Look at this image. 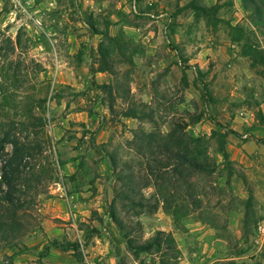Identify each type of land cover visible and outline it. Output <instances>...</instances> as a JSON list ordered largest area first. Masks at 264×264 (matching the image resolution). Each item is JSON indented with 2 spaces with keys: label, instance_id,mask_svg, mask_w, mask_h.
I'll use <instances>...</instances> for the list:
<instances>
[{
  "label": "rangeland",
  "instance_id": "rangeland-1",
  "mask_svg": "<svg viewBox=\"0 0 264 264\" xmlns=\"http://www.w3.org/2000/svg\"><path fill=\"white\" fill-rule=\"evenodd\" d=\"M252 17L240 0H0L9 59H23L8 40L22 28L28 56L43 66L33 76L37 99L27 104L26 89L9 81L13 95L3 104L10 110H0L4 120L41 119L18 125L31 149L20 168L16 218L26 232L17 247L35 250L47 240L26 264H264V151L253 150L262 137L241 147L244 134L257 133L264 100V25ZM108 36L126 44L132 60L117 55L111 73L93 74L110 93L91 84L90 72ZM177 124L204 136L212 165L191 176V188L175 181L159 190L149 157L132 141ZM223 138L230 163L219 151ZM80 189L78 199H66ZM111 205L121 227L105 214ZM45 219L53 227L45 229ZM158 231L159 249L137 252L127 242ZM6 245L0 242V264H14L7 253L22 251Z\"/></svg>",
  "mask_w": 264,
  "mask_h": 264
},
{
  "label": "trees",
  "instance_id": "trees-1",
  "mask_svg": "<svg viewBox=\"0 0 264 264\" xmlns=\"http://www.w3.org/2000/svg\"><path fill=\"white\" fill-rule=\"evenodd\" d=\"M240 1L246 10H250L258 17H252L253 24L264 25V0ZM8 40L11 52L13 53L17 49L23 54V59L20 60V62L14 63L12 59H9L8 50L5 45H3L4 42L0 44V104L2 105L0 110L2 113H8L10 110V108H7L8 106L6 109L4 107L6 104L3 103H8V99H11L13 95L7 88V83L10 81L12 84L13 81L14 84H21V87L26 89L24 90L22 98L25 99L27 104H31L37 99L35 93L36 85L33 82V76L43 70V66L40 62L28 56L27 50L30 46V40L22 28L18 29L14 41L11 39ZM107 41L108 42L100 46L98 50V67L95 68L91 65L90 72L92 75L91 84L102 91H108L110 93L113 88L110 83H96L93 74L96 72L111 73L112 62H114V57L117 55L122 58V61L132 62V60L124 51L127 49L126 44H117L116 40L109 36L107 37ZM25 60L29 62H26V64ZM22 66H24V70ZM29 88L31 91L28 90ZM17 89L18 88H16V90ZM120 96L122 97V95ZM4 109H6V111ZM125 115L130 116V113H125ZM35 121L40 122L41 119L35 117L33 121H17L12 118L4 120L0 117V242L6 241L8 244L6 246L9 248L17 247L20 238L26 232L25 225L16 218L17 210L21 206L17 193L20 191L21 186L19 181L21 176L20 168L25 156L30 155L31 148L25 138L18 136L20 134L18 125L21 124L27 129L28 127L36 126L37 122ZM213 123L219 126V128L222 127L218 121H213ZM215 131L216 129H214L212 133ZM229 131L233 134H237V132L232 129H229ZM139 140L141 144L136 140L132 142L137 146L141 154H145L149 157L150 175H153L155 179H157V181L154 182V186L159 190L169 188L170 185L175 184V181H180L186 184L188 188H191V184L189 183L191 176L195 175L197 172L210 170L212 165L211 157L204 145V136H192L179 124L175 125L166 134L155 132L143 133ZM92 143L96 146L94 141H92ZM220 143L221 146H223L220 147L219 150L223 160L226 163H230L229 153L225 148V138L221 139ZM6 144L11 146L10 152L5 151ZM107 162L109 169L114 173L117 168L116 158L114 156L109 157L108 155ZM170 168L172 176L169 172L165 171ZM127 176L129 177L128 183L130 184L133 182V178L129 173H127ZM128 198L131 197L128 195ZM112 203H114V199ZM105 214H108L118 226H122L121 220L115 214L112 205L111 209L105 212ZM129 231V229H126L124 232L128 233ZM160 234H163V232L158 231L156 235L146 241L137 242L133 245V240L128 237L127 242L130 244L131 248L137 252L159 249L160 240L158 236H160ZM49 243L54 246L58 245L55 240H51ZM17 249L22 251L21 247H17ZM74 254V256L78 258L79 253L75 251Z\"/></svg>",
  "mask_w": 264,
  "mask_h": 264
},
{
  "label": "crops",
  "instance_id": "crops-1",
  "mask_svg": "<svg viewBox=\"0 0 264 264\" xmlns=\"http://www.w3.org/2000/svg\"><path fill=\"white\" fill-rule=\"evenodd\" d=\"M153 6H154L153 3H149V14H151L150 11H152ZM163 14L164 13H161L160 15H163ZM158 16L159 15H157L156 17H158ZM257 105H258V107H257V117H256L257 126H258L257 127L258 129L256 130L257 133L255 134L253 131H251L252 134H244L243 136L249 137V138L247 140H244L241 143V147L246 149L247 146L250 143H252L251 142V137L252 136H254L256 140L259 139L258 137H262L261 139L258 140L257 143H254L253 150H258L259 152H263L264 151V100L261 103H258ZM250 112L251 111H248V113H250ZM252 122H254V121H252ZM233 128H235L233 130L237 132L236 127H233ZM253 142H255V141H253ZM246 152L250 153L249 150H247ZM82 194H84V191H82V189L74 190V191H71L69 193H67V191L65 192L66 199L68 198L69 200L78 199L79 196L82 195ZM78 203H81V202L79 201ZM74 215L78 216L77 214H74ZM42 226L46 229V228L53 227V224H52L51 220L45 219V221L42 224ZM55 234H59V231L52 233V235H55ZM46 242H47V240H45L44 242H41V244H38V242H35V245L33 247V248H35V250L30 249L28 251H22V252H19V253H15V251H9L7 254H9V255L13 254L12 262L14 264H26L28 260L31 261L32 259H36L37 255L39 253H42L45 250V247L47 246Z\"/></svg>",
  "mask_w": 264,
  "mask_h": 264
},
{
  "label": "built area",
  "instance_id": "built-area-1",
  "mask_svg": "<svg viewBox=\"0 0 264 264\" xmlns=\"http://www.w3.org/2000/svg\"><path fill=\"white\" fill-rule=\"evenodd\" d=\"M89 264H98V263H96V262L94 261V262H91V263H89Z\"/></svg>",
  "mask_w": 264,
  "mask_h": 264
}]
</instances>
